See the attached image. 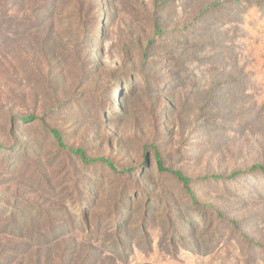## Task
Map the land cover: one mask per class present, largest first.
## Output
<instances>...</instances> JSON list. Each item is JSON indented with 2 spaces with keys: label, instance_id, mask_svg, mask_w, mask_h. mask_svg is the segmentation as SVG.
Segmentation results:
<instances>
[{
  "label": "rangeland",
  "instance_id": "374dc122",
  "mask_svg": "<svg viewBox=\"0 0 264 264\" xmlns=\"http://www.w3.org/2000/svg\"><path fill=\"white\" fill-rule=\"evenodd\" d=\"M43 1L0 0V17L33 23ZM87 1L78 11L55 0L39 28L0 38V211L29 203L66 231L61 241L18 253L0 233V264H67L73 253L88 264L97 263L90 255L102 256L101 264H264V178L228 181L264 166V11L251 12L257 27L244 35L247 43L222 26L220 45L203 47L201 63L183 61L182 83L147 86L135 80L154 1H167L160 16L169 30L223 0ZM243 67L249 75H238ZM167 71L151 66L145 74ZM84 102L94 106L89 116ZM51 129L68 149L137 171L118 180L103 166L85 168L57 146ZM153 148L165 168L192 180L199 208L158 172ZM122 193L127 209L120 211ZM114 239L125 246L121 260L104 247Z\"/></svg>",
  "mask_w": 264,
  "mask_h": 264
},
{
  "label": "trees",
  "instance_id": "16d2710c",
  "mask_svg": "<svg viewBox=\"0 0 264 264\" xmlns=\"http://www.w3.org/2000/svg\"><path fill=\"white\" fill-rule=\"evenodd\" d=\"M6 3L5 0H1ZM73 4L74 8L78 11H82L90 7V2L87 0H70ZM55 0H44L39 8V12L34 18V22H21L15 21L14 17L10 16V18L0 17V38H5L8 35L17 36V34H23L26 29H37L41 25L42 22L46 19L47 16H51L49 13L51 11L52 6L54 5ZM167 1L157 2L154 1L153 10L151 11L149 24L151 28V39L146 43L143 50L140 52V68L142 74L139 73L137 81H150L157 85L164 86L165 84H178L184 81L183 74L185 69L187 68L183 61H196L198 63L202 62L203 57L199 56L202 53V48L205 46H211L217 44L215 41L219 39V32L223 27H228L229 29H233L235 31L240 32V36L238 39L241 43H247V38L244 37L245 34H249L253 32V29L256 26L255 23L251 22V12L255 11L260 14L264 11V0H223V1H213L208 5L199 8L196 10L195 15L189 19L188 22L181 26H177L175 28H171L169 30H164L161 26V11L163 5H165ZM228 7L226 10V14L223 13V4ZM230 9H235L231 10ZM10 9L9 11H11ZM250 22V24H249ZM252 23V24H251ZM193 43V45H190ZM220 44H217L219 46ZM199 48L200 50L194 51ZM196 55H198L196 57ZM188 56H192V58H188ZM195 57V58H194ZM236 61V60H235ZM160 66L162 69L168 70L167 73L170 75H161L159 74L154 77H149L148 74H145V71L150 69V67ZM144 69V70H143ZM171 69L174 71L171 72ZM245 72L244 67L242 71L238 73V75L242 76ZM172 73V75H171ZM249 71L244 73L245 75H249ZM141 79V80H140ZM146 85L149 86V82H146ZM119 100V97L117 96ZM91 102L94 100L91 99ZM83 110L82 116H89L90 112H94V106L90 105L87 102L82 104ZM81 106V107H82ZM85 111V112H84ZM89 113V114H88ZM96 116L95 114H91ZM99 117L104 118V112L99 114ZM50 134L54 142L57 146L66 150L71 155L76 156L81 163L84 164L85 168L92 167H100L103 166L104 169L110 172L111 176H114L118 180H123L125 178L130 177L129 175L135 173L137 170L133 168L127 169H118L109 159L106 158H89L82 148L77 149H68L63 142L62 134L57 129H51ZM156 152V166L158 172L163 176V178H173L180 186L183 193L188 197L190 203L199 208L200 204L197 201V197L192 190L191 183L192 180L184 175L181 171H173L164 167L163 159L158 154V151L153 148ZM27 165V164H26ZM38 171H32L31 178L37 179L39 178ZM252 175H259L264 178V166L261 165H253L246 171H237L230 174L228 181L232 182L236 180L238 177H248ZM218 181H221L218 178ZM46 189H49L46 187ZM128 193V192H127ZM124 193L120 196V202L118 203V209L126 210V206H121L126 204L123 199H127V197H123ZM97 199V198H96ZM92 202L94 201L91 198ZM21 210L16 208L7 207L5 210L0 211V233L8 234L13 239L12 241L17 243L12 248H10L12 253H18L20 249H29L33 250V248L40 247L44 244H51L57 241H61L63 239L66 231L63 228H52L53 220L44 221V217L41 215L39 208L32 204H25L21 202ZM4 204L0 202V208H2ZM81 204L79 205V208ZM78 208V209H79ZM146 209L142 212V224L144 227H149V224H146L147 220V212ZM6 214V217L4 216ZM88 212H84L82 209L78 212V215L81 217V222L86 226H92L89 221ZM233 226H236L235 222H232ZM116 231L120 232L119 225L116 222L115 224ZM44 230V231H42ZM42 233L49 234L51 240H48L42 236ZM76 242L77 239H75ZM104 242V241H103ZM104 246L107 249H110L112 253H115V256H118L119 259H123L126 254L125 246L120 239H114L108 241ZM92 249H96L94 246H91ZM71 258H66L67 264H88L86 258L77 259L75 258V253L70 254ZM101 257H93L90 255L89 258H95L97 263L93 264H101Z\"/></svg>",
  "mask_w": 264,
  "mask_h": 264
}]
</instances>
